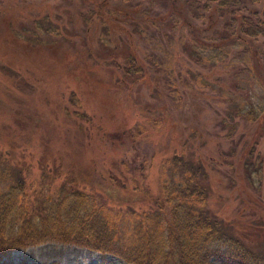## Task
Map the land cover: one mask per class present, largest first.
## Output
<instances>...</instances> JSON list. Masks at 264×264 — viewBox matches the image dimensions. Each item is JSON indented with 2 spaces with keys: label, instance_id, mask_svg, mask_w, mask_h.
<instances>
[{
  "label": "rangeland",
  "instance_id": "1",
  "mask_svg": "<svg viewBox=\"0 0 264 264\" xmlns=\"http://www.w3.org/2000/svg\"><path fill=\"white\" fill-rule=\"evenodd\" d=\"M251 12L264 19V0L208 10L198 0H0V190L23 178L39 202L66 162V142L44 124L58 102L97 156L146 176L131 183L116 170L127 184L116 195L155 200L160 181L192 172L209 215L264 257V37L243 45L226 26ZM3 261L128 264L58 242Z\"/></svg>",
  "mask_w": 264,
  "mask_h": 264
},
{
  "label": "trees",
  "instance_id": "2",
  "mask_svg": "<svg viewBox=\"0 0 264 264\" xmlns=\"http://www.w3.org/2000/svg\"><path fill=\"white\" fill-rule=\"evenodd\" d=\"M198 2L208 10L211 4L221 9L261 0ZM242 16L241 20L232 17L226 24L228 39L238 38L237 42L249 45V41L264 37V19L258 13ZM48 47L39 48L48 52ZM211 48L217 53L215 57H222L219 45ZM74 74L83 81L79 72ZM62 106L56 102L57 109L46 114L44 124L58 135L61 148L66 142V162L60 160L61 169L54 170L39 202L23 178H18L6 192L0 190V264H8L3 259L11 251L43 242L84 247L128 264H264V257L231 239L222 223L209 215L206 189L192 172L178 180L160 181L155 200L147 196L133 200L120 192V197L116 195L114 188L120 186L121 191L127 184L114 173L119 170L129 175L127 164L110 155L97 156L91 142H83L82 138L91 140L92 136L86 135L85 129L81 132L73 119L68 120L67 107L66 117L57 111ZM61 119L66 121L65 128ZM65 129L66 137L60 136ZM72 133L77 142H69ZM101 159L105 160L102 165ZM0 178L8 181L9 174L5 172ZM137 178L140 184L146 181L143 173L139 177L126 176L131 183ZM141 189L136 184L132 191L147 193L145 187ZM127 207L130 213H122Z\"/></svg>",
  "mask_w": 264,
  "mask_h": 264
}]
</instances>
